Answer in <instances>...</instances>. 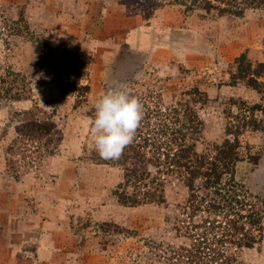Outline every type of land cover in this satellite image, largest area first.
<instances>
[{
    "label": "rangeland",
    "instance_id": "374dc122",
    "mask_svg": "<svg viewBox=\"0 0 264 264\" xmlns=\"http://www.w3.org/2000/svg\"><path fill=\"white\" fill-rule=\"evenodd\" d=\"M192 1L0 0V264H226L223 255L264 264V231L252 249L225 244V224L207 223L222 214L190 209L193 195L206 206L220 196L203 179L192 191L186 170L161 167L156 150L193 115L201 125L188 143L199 155L238 137L235 190L264 227V116L253 111L264 108V88L233 79L241 55L264 62V9L237 16ZM121 86L143 103L130 145L150 162L127 193L161 194L163 205H121L126 168L94 149L95 103Z\"/></svg>",
    "mask_w": 264,
    "mask_h": 264
},
{
    "label": "trees",
    "instance_id": "16d2710c",
    "mask_svg": "<svg viewBox=\"0 0 264 264\" xmlns=\"http://www.w3.org/2000/svg\"><path fill=\"white\" fill-rule=\"evenodd\" d=\"M177 3L187 5V0H174ZM220 6L213 4L211 0H193L192 7H203L206 11L218 10L221 13H228L231 15H241L245 9L255 8L264 9V0H215ZM237 73L233 79L236 81H245L247 86L251 89L257 90L259 93L264 88V82H259V79H264V62L254 65L249 61L246 54L241 55L236 61ZM253 111L261 112L264 116V108L261 106H255ZM186 121L183 122L180 128L177 129L172 135V140L168 139V143L161 144L157 151L163 152L165 162L160 163L161 167L167 170H174L175 168H184L188 175L187 185L194 191L195 181L197 179L204 180V189L206 191L215 190V194L220 196V202L217 203L215 200L207 203V206L199 201V197L193 195L190 201V209L200 211L203 210L207 213L222 214L224 222L214 220L208 221L212 229H219L222 224H225L224 235L227 240L225 244L236 245L240 249H252L259 243L263 237L264 227L261 225L259 215L255 211H251L248 214L243 212L245 207L250 205L245 203V197L243 200L241 195L237 192V185L234 180L235 169L239 162L242 161L240 157L239 148L240 141L238 137L232 142L226 140L225 143L216 150L214 157L208 158L206 155H199L196 151L194 143H188V134L196 133L197 129H200L201 122L196 115L186 117ZM243 125L237 128L235 131L236 136L241 132V129H246ZM254 127L259 130L257 123ZM170 129V128H168ZM171 130V129H170ZM233 132V131H232ZM231 132V134H232ZM166 136V133H164ZM173 146L176 149H173ZM141 149V147H139ZM118 163L126 168V182L125 186H120V191L116 193V196L125 207H139L146 204L163 205L165 198L163 195L153 194L152 199L146 198L142 201L137 196H130L127 193L129 185L132 183H141L144 178H141L140 172L146 173V168L150 165L146 156L138 149L137 146L128 145L121 157L118 159ZM145 168V169H144ZM148 174V172L146 173ZM230 176V183H226L222 186L223 177ZM203 200V199H202ZM252 209V207H250ZM211 210V211H210ZM243 213V214H242ZM257 217V218H256ZM221 218V216H219ZM244 223L251 226L258 235H253L252 232L246 230L244 233H240L236 238V234H239L238 224ZM198 229V227H197ZM202 229V226L199 227ZM207 234L202 236L198 235L202 241H208ZM198 238H196L197 240ZM187 256L183 255L184 258H195V254L186 250ZM200 252V251H198ZM201 253V252H200ZM189 255V256H188ZM226 259V264H233L227 256L223 255Z\"/></svg>",
    "mask_w": 264,
    "mask_h": 264
},
{
    "label": "clouds",
    "instance_id": "9594fccd",
    "mask_svg": "<svg viewBox=\"0 0 264 264\" xmlns=\"http://www.w3.org/2000/svg\"><path fill=\"white\" fill-rule=\"evenodd\" d=\"M143 117V103L130 89L126 86L107 88L95 103L90 123V135L99 156L119 159L134 141Z\"/></svg>",
    "mask_w": 264,
    "mask_h": 264
},
{
    "label": "crops",
    "instance_id": "0c3cea01",
    "mask_svg": "<svg viewBox=\"0 0 264 264\" xmlns=\"http://www.w3.org/2000/svg\"><path fill=\"white\" fill-rule=\"evenodd\" d=\"M151 206L150 205H142L140 207H138V209H144V208H150ZM83 213V212H82ZM100 214L101 212H97L96 210L92 211V213H89V215H87L89 218H91V220H94L95 222H98L99 219L98 218H101L100 217ZM98 216V217H97ZM102 216V215H101ZM101 220V219H100ZM92 228V227H91ZM91 228H88V229H91ZM4 237L6 236V234L3 235ZM6 237L4 238V240H2V243H4L6 240ZM52 255L51 256H55L56 253L55 252H52L51 253Z\"/></svg>",
    "mask_w": 264,
    "mask_h": 264
}]
</instances>
